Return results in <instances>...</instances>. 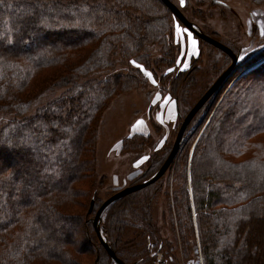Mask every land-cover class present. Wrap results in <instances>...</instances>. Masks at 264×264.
<instances>
[{"label":"trees","instance_id":"1","mask_svg":"<svg viewBox=\"0 0 264 264\" xmlns=\"http://www.w3.org/2000/svg\"><path fill=\"white\" fill-rule=\"evenodd\" d=\"M170 16L160 0H0V264H115L92 225L104 200L95 182L89 195L76 185L96 180L103 112L144 81L140 68L117 71L119 62L133 59L156 82L167 79L155 75L157 61L150 58L158 46V62L174 66ZM217 53L207 51L212 69ZM226 58L213 82L228 66ZM201 60L199 52L170 78L175 100L186 95L184 84L196 87L193 73ZM236 76L215 108L207 106L204 124L199 116L207 102L190 120L187 128L199 133L189 161L185 145L168 167L178 186L169 210L185 264H199L195 234L202 264H264V56ZM172 143L140 182L160 169ZM163 175L101 214L100 229L123 264H148L146 256L126 258L142 247L144 236L159 243L152 207ZM82 198L87 201L78 214L73 208ZM131 228L139 234L125 240ZM160 244L170 255L171 244Z\"/></svg>","mask_w":264,"mask_h":264},{"label":"rangeland","instance_id":"2","mask_svg":"<svg viewBox=\"0 0 264 264\" xmlns=\"http://www.w3.org/2000/svg\"><path fill=\"white\" fill-rule=\"evenodd\" d=\"M170 1L200 32L209 35L208 37L227 47H231L237 56V61L229 74L206 101L207 103H204L205 107L203 109L205 108V110L199 116V123L206 119L203 122L204 124L209 117L207 106L213 102V108H215L242 66L247 65L253 59L264 56V34H262L264 33V0H183V3L181 0ZM98 2L104 3L105 0H98ZM174 18L169 17L170 32L167 36L168 41H170L169 44L172 45V50H174L172 58L174 66L169 68L167 66L169 64H160L158 61L163 57L161 48L158 46L151 48L150 60L158 62L155 66L152 65L154 67L153 72L157 77L167 76L166 80L161 79V83L156 82L153 84V74L149 78L145 74L149 71L137 67L139 64L133 59H128L126 63L119 62L117 65V71L122 72H126L129 68H140L144 81L130 92L114 97L109 107L103 112L96 144V180L94 178L91 181L88 178L80 186H78V182L76 190L81 195L92 193L93 182H95L94 191L99 201L105 200L123 188L141 183L140 176L147 170L149 164L156 163V155L164 153L167 146L174 141L182 120L181 117H183L185 111L192 106L201 92L213 82L217 72L224 65L226 66L228 62L226 56L229 58V66L231 59L222 52V55L217 53L218 57L214 59L217 63L214 62L216 66L215 69H212L213 66L205 60L207 51H220L215 50V47H211V45L202 44L192 32ZM177 27L180 28L179 32H177ZM193 39L196 41L195 54L192 51ZM199 52L202 53V60L197 65L199 70L193 73L196 87L195 85L190 87V85L184 84L182 87L187 91L186 95L176 94L175 96L179 97L177 101L169 91V80L179 71L186 70L189 66V60L196 57ZM132 61L136 63L133 64ZM49 95L36 100L32 104V110L43 105L44 100L46 101ZM3 119L4 121L7 120L4 117ZM195 129V126L192 128L186 127L172 164H174L179 152L183 150L185 145L184 151H186L187 160L189 161L193 144L199 133L198 131L194 134ZM144 157H147V159H143ZM162 180V187L156 194L152 207L153 219L158 233L156 237H158L159 243H155L149 236H144L142 247L140 249L134 248L133 253L125 255L128 259L146 256L149 260L148 264H174L172 258L173 260L176 259L179 264H185L180 257L181 250L176 235L173 209L172 213L169 210L173 194L178 187L174 181L173 170L168 171L167 168ZM187 188L189 190L188 185ZM86 201L87 199H79L78 207L73 209L78 214L83 213V206ZM80 204H82V207ZM91 208L92 204L87 211L89 215H91ZM133 230L126 233L125 240L139 234L136 229ZM101 233L106 240L102 230ZM161 242L171 244L172 252L170 255L166 254L164 246L160 244ZM194 244L198 263L202 264L196 234ZM132 264H138V260H135Z\"/></svg>","mask_w":264,"mask_h":264},{"label":"water","instance_id":"3","mask_svg":"<svg viewBox=\"0 0 264 264\" xmlns=\"http://www.w3.org/2000/svg\"><path fill=\"white\" fill-rule=\"evenodd\" d=\"M160 1L166 6V8L172 13V15L186 29H188L195 36H197V38L203 40L204 42L208 43L209 45L215 47L216 49H218V50L222 51L223 53H225L226 55H228L231 59V62L229 64V66L222 72V74H220V76L209 86V88L206 90V92L195 102V104L192 106V108L189 110V112L186 114V116L182 120V122H181V124L177 130L174 141L172 143V147L170 149V152H169L168 156L166 157L165 161L163 162L162 166L160 167V169L153 176L148 178L147 180H145V181H143L137 185L123 188L122 190L112 194L107 199H105L102 202V204L99 206V208L96 210L94 217L92 219V225H93L95 234L97 236L99 243L104 247V249L109 254L111 259L115 262V264H123V263L119 259L116 258L111 247L108 245V243L106 242V240L104 239V237L101 233L99 223H100V217H101L102 212L106 209V207L108 205H110L111 203H113L117 199L122 198V197H124L130 193H133V192H136V191L143 189L144 187H146V186L152 184L153 182H155L156 180H158L166 172L167 168L172 163V161L174 160V158H175V156L179 150L180 143H181V140L183 137V133H184L188 123L193 118V116L196 114V112L201 108V106L210 98V96L220 86L222 81L229 74L232 67L234 66V64L237 61V56L227 46L221 44L217 40H214L213 38L208 37L205 34H203L202 32H200L191 22H189L183 16V14L180 12V10L170 0H160ZM91 204H90V206H91Z\"/></svg>","mask_w":264,"mask_h":264},{"label":"snow or ice","instance_id":"4","mask_svg":"<svg viewBox=\"0 0 264 264\" xmlns=\"http://www.w3.org/2000/svg\"><path fill=\"white\" fill-rule=\"evenodd\" d=\"M181 2L183 3V0H181ZM179 31H180V28L177 27V32H179ZM262 34H264V33H262ZM192 51H193V53L195 54V52H196V41H195L194 39L192 40ZM132 63L135 64L136 62H135V61H132ZM137 67L142 68L143 66H142V65H137ZM185 67H186V65H185ZM169 71H171V69H169ZM145 74H146L149 78L152 77V74H151L150 72H146ZM152 83L155 84L156 81L153 79V80H152ZM143 159H147V157H144Z\"/></svg>","mask_w":264,"mask_h":264},{"label":"flooded vegetation","instance_id":"5","mask_svg":"<svg viewBox=\"0 0 264 264\" xmlns=\"http://www.w3.org/2000/svg\"><path fill=\"white\" fill-rule=\"evenodd\" d=\"M224 7V6H223ZM226 7V6H225Z\"/></svg>","mask_w":264,"mask_h":264}]
</instances>
